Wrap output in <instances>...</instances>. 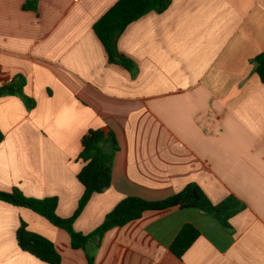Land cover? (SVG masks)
I'll return each instance as SVG.
<instances>
[{
    "label": "crops",
    "instance_id": "crops-1",
    "mask_svg": "<svg viewBox=\"0 0 264 264\" xmlns=\"http://www.w3.org/2000/svg\"><path fill=\"white\" fill-rule=\"evenodd\" d=\"M117 1L40 0L34 12L0 0V88L22 77L26 96L0 97V191L56 197L57 215L71 217L84 192L81 141L99 129L118 142L112 183L77 232H93L127 197L163 200L189 184L245 208L230 229L197 210L145 212L89 244L95 264H264V84L251 63L264 53V0H172L130 24L117 46L135 77L108 63L93 30ZM21 222L61 264H87L66 231L2 201L0 264H46L18 246ZM186 224L200 235L178 259L169 248Z\"/></svg>",
    "mask_w": 264,
    "mask_h": 264
},
{
    "label": "trees",
    "instance_id": "trees-1",
    "mask_svg": "<svg viewBox=\"0 0 264 264\" xmlns=\"http://www.w3.org/2000/svg\"><path fill=\"white\" fill-rule=\"evenodd\" d=\"M40 0H25V11L37 12ZM172 0H118L93 26L108 60V63L122 67L133 77L138 72V66L131 58L118 50L117 41L126 28L149 13L163 14L171 6ZM254 72L264 84V53L257 55L251 61ZM25 80L21 77L0 88V97L11 95L26 99L23 88ZM34 104L32 100H29ZM33 106V105H32ZM4 136L0 130V143ZM108 145L110 151H105ZM118 151V142L111 133L102 130H89L82 138L81 152L77 161L83 167L77 175L78 181L84 187V192L73 215L60 218L56 211V197L35 199L25 196L18 188L10 192L0 191V201L15 207L25 208L45 218L51 225L66 231L70 237L73 250H82L86 254L87 264H95V253L89 249V244L103 239L104 235L117 227H124L139 220L145 212L164 211L172 208L197 210L214 219L224 229H230V220L241 212L245 206L234 196H229L219 204L211 202L204 190L197 184H189L179 193L163 200H145L138 197H127L119 202L106 215L103 223L90 234H82L74 229V223L84 211L94 194L106 191L112 183L114 154ZM200 233L190 224L183 226L169 250L178 259L188 251L197 240ZM18 246L23 252L29 253L46 264H61L62 257L56 251L54 244L27 229L21 222L16 233Z\"/></svg>",
    "mask_w": 264,
    "mask_h": 264
}]
</instances>
